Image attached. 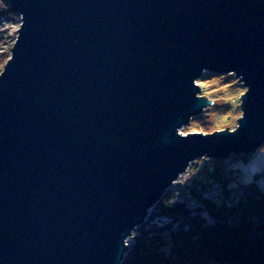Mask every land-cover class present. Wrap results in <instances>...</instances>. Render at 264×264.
Returning <instances> with one entry per match:
<instances>
[{"label": "water", "instance_id": "water-1", "mask_svg": "<svg viewBox=\"0 0 264 264\" xmlns=\"http://www.w3.org/2000/svg\"><path fill=\"white\" fill-rule=\"evenodd\" d=\"M0 72V264H120L127 239L197 158L264 144V0H7ZM245 87L233 130L180 133Z\"/></svg>", "mask_w": 264, "mask_h": 264}, {"label": "trees", "instance_id": "trees-1", "mask_svg": "<svg viewBox=\"0 0 264 264\" xmlns=\"http://www.w3.org/2000/svg\"><path fill=\"white\" fill-rule=\"evenodd\" d=\"M9 53H0V71ZM250 155L194 161L181 184L185 198L165 191L127 239L120 264H264V167L242 183L233 163Z\"/></svg>", "mask_w": 264, "mask_h": 264}, {"label": "rangeland", "instance_id": "rangeland-1", "mask_svg": "<svg viewBox=\"0 0 264 264\" xmlns=\"http://www.w3.org/2000/svg\"><path fill=\"white\" fill-rule=\"evenodd\" d=\"M20 25V14L10 9L7 0H0V53H3L8 49L10 52V48L15 41L17 30ZM196 83H198L200 87L199 94L209 98L212 101V104L206 107L200 114L194 116L188 125H185L180 129V133H208L226 127L233 130L237 125V120L241 116L239 97L246 91V87L237 80L233 73L219 74L211 71H204V73L197 79ZM250 154L251 155L248 159L240 158L233 162L235 166L240 167L242 170V172H240L241 176L238 177V182L247 183L251 181L254 174L261 171L264 167V144L256 149L254 153ZM199 159L205 160L207 158H197L196 160ZM191 164L189 166H191ZM186 174L187 170L167 189L174 191L173 197L185 198L182 194L183 191L181 184L183 183L182 180ZM232 177L233 174L228 176V178ZM217 187V184L213 185L211 191L217 190ZM133 233L134 231L129 238L133 236ZM127 245L129 246L128 242Z\"/></svg>", "mask_w": 264, "mask_h": 264}]
</instances>
